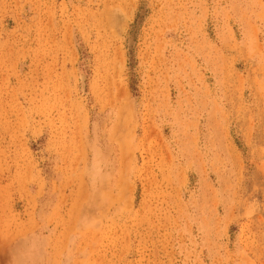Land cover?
<instances>
[{
	"label": "rangeland",
	"instance_id": "rangeland-1",
	"mask_svg": "<svg viewBox=\"0 0 264 264\" xmlns=\"http://www.w3.org/2000/svg\"><path fill=\"white\" fill-rule=\"evenodd\" d=\"M0 264H264V0H0Z\"/></svg>",
	"mask_w": 264,
	"mask_h": 264
}]
</instances>
